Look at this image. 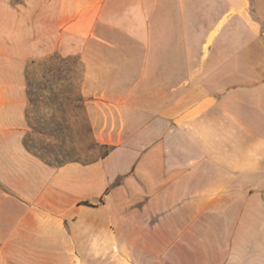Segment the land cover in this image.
I'll list each match as a JSON object with an SVG mask.
<instances>
[{"label": "crops", "instance_id": "1", "mask_svg": "<svg viewBox=\"0 0 264 264\" xmlns=\"http://www.w3.org/2000/svg\"><path fill=\"white\" fill-rule=\"evenodd\" d=\"M53 54L94 162L24 144ZM0 264H264V0H0Z\"/></svg>", "mask_w": 264, "mask_h": 264}, {"label": "rangeland", "instance_id": "2", "mask_svg": "<svg viewBox=\"0 0 264 264\" xmlns=\"http://www.w3.org/2000/svg\"><path fill=\"white\" fill-rule=\"evenodd\" d=\"M82 68L76 57L50 55L27 73L29 108L24 144L48 165L98 160L105 147L92 136L80 96Z\"/></svg>", "mask_w": 264, "mask_h": 264}, {"label": "trees", "instance_id": "3", "mask_svg": "<svg viewBox=\"0 0 264 264\" xmlns=\"http://www.w3.org/2000/svg\"><path fill=\"white\" fill-rule=\"evenodd\" d=\"M105 151H104V153L102 154V156L101 157H103V156H105V155H107L108 154V150H107V148L105 147Z\"/></svg>", "mask_w": 264, "mask_h": 264}]
</instances>
